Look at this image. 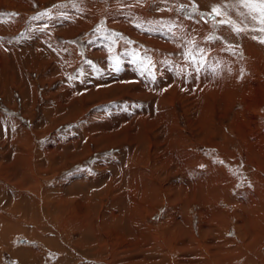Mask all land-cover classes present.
I'll list each match as a JSON object with an SVG mask.
<instances>
[{"label":"rangeland","instance_id":"obj_1","mask_svg":"<svg viewBox=\"0 0 264 264\" xmlns=\"http://www.w3.org/2000/svg\"><path fill=\"white\" fill-rule=\"evenodd\" d=\"M132 1L0 0V264H123L109 244L139 243L99 236L97 215L135 177L159 184L141 214L153 233L184 217L193 253L212 243L250 264L245 232L264 233V22L246 0ZM110 175L119 188L100 191ZM92 181L93 213L78 206ZM254 246L264 264V239Z\"/></svg>","mask_w":264,"mask_h":264},{"label":"bare ground","instance_id":"obj_2","mask_svg":"<svg viewBox=\"0 0 264 264\" xmlns=\"http://www.w3.org/2000/svg\"><path fill=\"white\" fill-rule=\"evenodd\" d=\"M136 2V1H135ZM221 2V1H220ZM133 1L130 0L129 2V5H132ZM135 5H137L136 3H134ZM134 5V6H135ZM242 7V6H240ZM239 7V8H240ZM167 8V7H166ZM165 8V9H166ZM238 8V9H239ZM243 8V7H242ZM242 10V9H241ZM240 10V11H241ZM162 11V10H161ZM164 11V10H163ZM166 14L168 12H165ZM136 15V14H135ZM134 18V17H133ZM159 19V18H158ZM174 20V19H173ZM234 20V19H233ZM143 21V20H142ZM182 22V21H181ZM236 22V21H235ZM141 23V21H140ZM152 24V23H151ZM150 24V25H151ZM172 23H170L171 25ZM146 25V24H145ZM181 25V24H180ZM242 26V25H241ZM155 28V27H153ZM241 30H245V29H241ZM184 32V31H183ZM252 32V31H251ZM188 34V33H187ZM245 36V34H244ZM238 37H241V36H238ZM149 39V38H148ZM244 40V39H243ZM158 41V40H157ZM161 41V39H160ZM187 41V40H186ZM190 41V40H189ZM192 41V39H191ZM242 41V40H241ZM194 42V41H193ZM169 43V42H168ZM190 43V42H189ZM172 44V43H170ZM162 45V44H161ZM176 45V44H175ZM178 45V44H177ZM198 45V44H197ZM207 46V45H206ZM242 46V45H241ZM261 46V45H260ZM191 47V46H190ZM209 47V45L207 46ZM206 47V48H207ZM238 47V46H237ZM172 48V47H171ZM255 49V48H254ZM196 50V49H195ZM205 51V50H204ZM245 51V50H244ZM257 51V50H256ZM186 52V51H185ZM201 53V52H199ZM211 56V55H210ZM250 56V55H249ZM218 57V56H217ZM222 58V57H221ZM255 60V59H254ZM262 61V60H261ZM249 62V60L247 61ZM264 62V61H263ZM231 65V64H230ZM232 66V65H231ZM227 67V66H226ZM231 68V67H229ZM221 69V68H220ZM223 69H225L223 67ZM222 69V72H224ZM227 69V68H226ZM221 71V70H220ZM177 73V72H176ZM182 73V72H181ZM221 74V73H220ZM227 74V73H226ZM219 83V82H218ZM234 91V90H233ZM207 109H208V106H207ZM209 114V113H208ZM210 116V115H209ZM202 120V119H200ZM210 120V119H209ZM210 123V121H208ZM207 123V120L206 119H203V124L206 125ZM208 125V123H207ZM210 125V124H209ZM227 135V134H226ZM180 139H182V137L180 136ZM177 140V139H176ZM178 141V140H177ZM230 141V140H229ZM176 142V141H175ZM178 143V142H177ZM179 144V143H178ZM148 146V145H147ZM175 157V156H174ZM223 157V156H222ZM177 158V157H176ZM174 161V160H173ZM181 162V161H180ZM184 164V163H183ZM212 165V164H211ZM124 166H128V165H124ZM123 166V167H124ZM178 166V165H177ZM180 166V165H179ZM213 166V165H212ZM190 167V166H188ZM120 168V167H119ZM176 168V167H175ZM127 169V168H126ZM123 170V169H122ZM186 170V169H185ZM194 171V170H193ZM192 171V172H193ZM207 171V170H206ZM199 172V171H198ZM218 172V171H217ZM117 173V172H116ZM195 173V172H194ZM202 173V172H201ZM208 173V172H207ZM121 175H123V173H121ZM118 176V175H117ZM120 176V175H119ZM142 176V175H141ZM195 176V175H194ZM204 176V175H203ZM141 177H135L133 180H132V183H128V187H129V193H128V196L126 195L125 198H119L118 196V200L114 202H112L113 206L106 209V207H104L106 210H104L103 212H100L98 215H97V223H98V230H101L99 231V236L103 237V236H108V237H111V234L112 233L114 236L116 235V237L120 238V237H125L126 240H129V241H137L138 244V247L137 249L133 248L134 246H132L129 250L127 248V251L126 250H123L122 246L121 245H118V246H115L114 244H109L108 246V250H112V252H114L116 255L122 253L123 255L127 252L128 255L124 258H122L123 260V264H225L226 261H227V257L228 256V251L225 252L223 251V247H216L214 246L212 243H206L205 242V250H203V248L201 250H199L200 252H197L196 254L193 253L192 251V244L197 241L195 239V236L193 234V232H190L191 231V228L188 227V224H185V225H182L183 222L187 221V218H182V220H175V222L171 223L170 226L159 230V236L160 234L163 236V238L161 237V239L159 238V236L155 233H153L151 231V229L149 228L148 225H146L144 223V220H142L143 218L141 217L142 215V212L146 209L144 208V203H146V201H148V199L151 201L152 198H157L158 197V194H159V184L155 181V179H153V181L150 179H145V180H139ZM200 178V176H199ZM208 178V177H207ZM91 181V180H90ZM118 179L116 177H114L113 175H110V178L109 180H106L105 182V187L102 186L99 188L100 191H102L103 189L106 190L107 188H112V187H115L116 189L119 188V185L117 184ZM204 182V181H202ZM206 182V181H205ZM210 182V181H209ZM92 187H90V190H92V195H84L82 194L81 192V196H82V199L79 202L78 206H84V207H88L89 208V211L93 213V211L95 209H97V207L99 206V200L97 201L96 199L100 196L99 193L100 192H95V191H98V185L93 183L92 181ZM118 186H117V185ZM200 184V183H199ZM205 190H202V191H205L207 197H211L213 195V197H216V195H220L217 193V184L216 185H213V184H205ZM224 185V184H223ZM222 186H220L221 188ZM114 188V189H115ZM225 188V186H224ZM223 188V189H224ZM229 188V187H228ZM123 189V188H121ZM199 189V188H198ZM227 189V188H225ZM80 191H77L76 194H78L79 197L80 196ZM179 191V190H178ZM185 191V190H184ZM201 191V190H200ZM214 191V194L213 192ZM228 191V190H227ZM264 191V190H263ZM84 192V191H83ZM221 192V191H220ZM114 193V192H113ZM230 194V193H229ZM77 196V195H76ZM173 196V195H172ZM177 196V195H176ZM174 195V197H176ZM264 195H262L263 197ZM130 198L131 200H128L127 199ZM195 197V195H194ZM223 197V196H222ZM221 197V198H222ZM225 197V195H224ZM178 198V197H177ZM187 201L184 203V201L182 200V204L184 205L182 208H185L187 207V205H190V202L191 201H195V200H192L191 198L187 197ZM235 198V197H234ZM175 199V198H174ZM220 199V198H219ZM233 199V198H232ZM36 200V199H35ZM33 199V201L31 203H36ZM79 200V199H78ZM122 202H121V201ZM197 200V198H196ZM215 200V199H213ZM38 201V200H37ZM46 201V200H45ZM125 201V202H124ZM198 201V200H197ZM204 201V200H203ZM203 201H200L202 203H204ZM64 202V201H63ZM239 202V201H237ZM258 202V201H256ZM264 202V201H263ZM122 203H126V206H124ZM188 203V204H186ZM195 203V202H194ZM199 203V202H198ZM216 203V202H215ZM233 203V202H232ZM34 204H32L34 206ZM200 204V203H199ZM243 204V203H241ZM256 204V203H254ZM262 204V203H261ZM260 204V205H261ZM264 204V203H263ZM262 204V206H264ZM144 205V206H143ZM216 205V204H215ZM214 205V206H215ZM253 206V204H251ZM36 206V205H35ZM101 206V204H100ZM218 206V204H217ZM216 206V207H217ZM238 206V205H237ZM259 205H257L258 207ZM219 207V206H218ZM251 207V206H250ZM254 207V206H253ZM79 208V207H78ZM120 208H124L125 209V212H121V209ZM258 210H262V208H257ZM88 210V209H87ZM184 210V209H182ZM219 211V210H218ZM246 211V210H245ZM263 211V210H262ZM261 211V213H263ZM215 212V211H214ZM220 212V211H219ZM254 212V210H253ZM255 212H256V209H255ZM97 213V212H96ZM260 213V212H259ZM90 214V213H89ZM93 215V214H92ZM173 215V214H172ZM235 215V214H234ZM246 215V214H245ZM91 216V215H90ZM95 216V214H94ZM175 216V214L173 215ZM252 216H254L252 214ZM256 216V215H255ZM258 217H255L256 218H259L260 215H257ZM41 217V216H40ZM176 217V216H175ZM239 217V216H238ZM247 217V216H245ZM251 217V215L249 216ZM96 218V217H95ZM94 218V219H95ZM264 218V217H262ZM261 216H260V219H262ZM55 219V218H54ZM222 219V218H221ZM245 219V218H244ZM251 219V218H250ZM62 220V219H61ZM64 220V219H63ZM74 220V219H72ZM213 220V219H212ZM258 220V219H257ZM65 221V220H64ZM63 221V222H64ZM219 221V220H218ZM223 221V220H222ZM251 221V220H250ZM254 220H252L253 222ZM256 221V220H255ZM254 221V222H255ZM0 222H2L0 220ZM62 222V221H60ZM75 224L74 221H71ZM76 222L78 223H81V221L77 220ZM92 222V221H91ZM247 222V221H246ZM257 222V221H256ZM264 222V220H263ZM67 223V222H66ZM71 224V225H74V224ZM251 223V222H249ZM190 224V223H189ZM240 224V223H238ZM237 224V226H238ZM246 224V223H245ZM260 224V223H258ZM257 224V225H258ZM261 224H262V221H261ZM260 224V225H261ZM264 224V223H263ZM77 224H75L74 226H76ZM247 225H248V222H247ZM251 225V224H250ZM248 225V226H250ZM255 224L251 225L250 227L252 228V226L254 227ZM257 225L252 229V230H248L247 232H245V237L243 238L244 239V243L241 245V248L240 250H242V256H244L245 258H247V261L250 263V264H256L257 262V257L260 256V257H263V253L261 251H256V248L254 246V242L255 243H258L260 242L261 243V240L264 239V233L259 237V232H258V229L257 228ZM79 226V225H78ZM248 226H243V227H248ZM94 227V226H93ZM92 227V228H93ZM206 227V226H205ZM229 227V225H228ZM259 227V226H258ZM11 228V227H10ZM195 228V227H194ZM95 229V228H94ZM211 229V228H210ZM209 229V231H210ZM221 229V228H220ZM228 229V228H227ZM244 229V228H243ZM241 229V230H243ZM8 230V229H7ZM205 231H202V233H206L207 232V229H204ZM215 230V229H214ZM247 230V228H246ZM91 231V230H90ZM89 231V232H90ZM96 231V229H95ZM224 231V230H223ZM93 232V230L91 231ZM177 232V233H176ZM2 233V232H1ZM0 233V234H1ZM85 233V232H83ZM97 233V232H96ZM95 233V234H96ZM196 233V231H195ZM90 234V233H89ZM93 234V233H92ZM94 234V235H95ZM207 234V233H206ZM3 235V234H2ZM94 235H91L94 237ZM174 235V236H173ZM202 235V234H201ZM97 236V235H96ZM177 236V237H176ZM198 236V235H197ZM9 237V236H8ZM7 237V238H8ZM201 237V236H200ZM202 237H205L204 235ZM239 237V236H238ZM98 238V237H97ZM96 238V239H97ZM177 239V238H181L180 240V247H178L181 255H182V258H178L176 260L172 259V250H168L169 247L166 246V243L168 245V243L170 242H174V240L172 239ZM199 238V237H198ZM207 238V236H206ZM215 238V237H214ZM219 238V237H218ZM242 238V237H241ZM112 239V237H111ZM110 238L107 239L108 242H110L111 240ZM211 239V238H210ZM203 240H205L203 238ZM128 241V242H129ZM206 241V240H205ZM99 242V241H98ZM113 242V241H112ZM201 242V241H200ZM209 242H212V241H209ZM221 242V241H220ZM239 242V241H238ZM241 242V241H240ZM92 243V242H91ZM239 244V243H238ZM237 243H235V245H238ZM263 244V243H262ZM110 246L112 247L110 249ZM130 246V245H129ZM170 246V245H169ZM174 246V245H173ZM202 246V244H201ZM230 246V245H229ZM234 247V245H232ZM105 247V246H104ZM103 247V248H104ZM128 247V246H126ZM124 247V248H126ZM193 247H195L193 245ZM238 247V246H237ZM263 247V246H262ZM215 248V249H214ZM226 248H229L228 246ZM250 250H249V249ZM177 249V248H176ZM175 249V250H176ZM184 249H187L186 252H183ZM225 249V248H224ZM235 249V248H234ZM248 249V250H247ZM157 252H156V251ZM196 250V249H195ZM232 250V249H231ZM260 250V249H259ZM103 251V250H102ZM234 251V250H233ZM236 251V249H235ZM108 254V251H106ZM137 252V254H135ZM253 252V253H252ZM112 253H110L111 255ZM131 254V255H130ZM190 255V256H189ZM109 256V255H108ZM113 256V254H112ZM239 256V255H238ZM241 256V257H242ZM116 257V256H115ZM231 258V256H230ZM244 258V259H245ZM112 259V257H111ZM114 259V257H113ZM117 260V259H116ZM236 260V259H235ZM230 261V260H229ZM244 261V260H243ZM242 261V263H243ZM117 262V261H116ZM245 262V261H244ZM122 263V262H121ZM228 263V261H227ZM230 263V262H229ZM232 263V262H231ZM112 264H116V263H112ZM237 264V263H236ZM248 264V263H247ZM258 264V263H257Z\"/></svg>","mask_w":264,"mask_h":264},{"label":"snow or ice","instance_id":"obj_3","mask_svg":"<svg viewBox=\"0 0 264 264\" xmlns=\"http://www.w3.org/2000/svg\"><path fill=\"white\" fill-rule=\"evenodd\" d=\"M246 6L250 7L253 11L258 12L261 17V21L264 22V0H246ZM216 11L217 10L214 9V12ZM236 30L240 31V29Z\"/></svg>","mask_w":264,"mask_h":264}]
</instances>
